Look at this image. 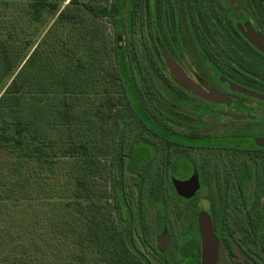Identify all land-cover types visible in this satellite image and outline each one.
Here are the masks:
<instances>
[{"label": "trees", "instance_id": "obj_1", "mask_svg": "<svg viewBox=\"0 0 264 264\" xmlns=\"http://www.w3.org/2000/svg\"><path fill=\"white\" fill-rule=\"evenodd\" d=\"M240 1L69 0L64 7L62 0H0V191L4 190L0 215L5 213L6 224L15 221L18 229L16 238L0 234V264H152L131 250L135 223L136 230L150 223L149 229L142 228L145 237L156 234L149 201H166L168 214V207L173 214L177 206L169 203L174 194L165 183L161 187L155 183L143 196V183L137 178L140 188L135 210L131 208L123 185L124 122L116 146L113 140L118 120L129 116L117 108L129 109L144 133L155 136L145 121L150 120L145 105L154 106L151 112L156 119L162 117L157 104L161 101L160 47L174 50L173 43L186 40L180 28L184 20L197 50L219 53L225 45L222 40L239 38ZM142 15L148 18L155 48L143 63L130 58L124 45L126 33L131 39L143 24ZM246 15L250 18V11ZM86 16L114 21V59L101 43V30ZM120 60L131 74L136 101L130 97ZM7 80L11 81L6 86ZM117 88L123 92L120 98L115 96ZM137 144L138 138L128 156H144ZM115 147L120 169L116 205L106 200L107 186L102 192L95 184V177L107 170L101 168L99 158L111 155ZM228 149L260 152L241 165L246 170L238 172L232 183L242 184L240 190H251L254 196L252 205L244 209L258 216L259 247L264 250V148L253 142L248 148L236 143ZM64 159L73 162L74 199L57 207L47 225L44 208L36 207L34 212L20 208L29 199L30 182L46 179L45 174L54 177L58 169L63 170ZM218 209L229 212L230 208ZM116 212L124 224L120 229ZM197 238L199 250L198 224Z\"/></svg>", "mask_w": 264, "mask_h": 264}, {"label": "flooded vegetation", "instance_id": "obj_2", "mask_svg": "<svg viewBox=\"0 0 264 264\" xmlns=\"http://www.w3.org/2000/svg\"><path fill=\"white\" fill-rule=\"evenodd\" d=\"M239 13L236 25L239 38L222 40L225 45L217 50L219 53L197 50L193 40L186 42L183 38L178 44L172 42L174 50L164 46L196 90L178 82L161 51L158 75L161 101L157 104L162 117L154 121L150 118L155 136L140 137L153 148L141 172L147 177L150 163L158 162L152 189L155 183L158 187L165 183L163 173L169 167L177 180L188 181L196 176L200 189L195 197H180L174 185L173 192L181 203L198 206L199 194L206 191L203 202L209 207L219 241L218 264H264L258 216L244 209L252 205L254 196L240 190L244 188L242 184L232 183L237 180V173L245 169L241 165L250 163V156L260 152L228 149L235 148L236 143L248 148L264 138V0H241ZM221 207H229V212L218 209ZM171 232L169 226L165 232L156 233V242L159 239L165 244L164 249L158 245L157 250L168 253ZM143 243L146 250H153L145 236ZM131 250H136L135 245Z\"/></svg>", "mask_w": 264, "mask_h": 264}, {"label": "rangeland", "instance_id": "obj_3", "mask_svg": "<svg viewBox=\"0 0 264 264\" xmlns=\"http://www.w3.org/2000/svg\"><path fill=\"white\" fill-rule=\"evenodd\" d=\"M62 1L64 7L67 6L69 3V0H62ZM80 1L82 2L94 1L103 4H111L112 0H80ZM86 17L88 20H91L90 22H92L93 26L101 30L100 33L101 43L105 46V49L108 50V54L112 57V59H114V46H115V38H116V27L114 21L106 18L93 19L90 16H86ZM141 19L143 20V24H139V26L135 30L134 36L131 39L126 33L124 45L126 47L127 54L129 55L130 58L132 59L138 58V60L143 63L145 58L148 59L150 58V56L152 57V53L155 51L154 50L155 48H154V42L151 40V27L149 26L148 18L142 15ZM180 28L187 42V39L189 38H188V33L186 31V24L184 20H181ZM42 29L43 28H40L39 30L42 31ZM120 65L123 71L124 80L126 81V85L129 89L130 97L132 100L136 101L137 100L136 95L134 91L131 90L130 88L131 74L129 71L127 72L126 66L122 60H120ZM133 73L135 74V72ZM10 81L11 80L9 81L7 80L5 85L7 86L10 83ZM117 91L118 94H116L115 96L116 98H120L123 92L120 91L119 89ZM165 102L169 103L168 100H166ZM147 105L148 104L145 105L147 110L146 111L147 116L150 117L152 121L156 120L155 116L151 112V107L154 106L152 105L147 106ZM135 106L138 107L136 104ZM163 107H167V106L164 105ZM117 110H122L126 112L125 114L126 116L127 115L129 116V118L121 117L118 120V124L113 130V137H114L113 140L116 146L124 122L127 128L123 137L125 144L123 185L125 187L126 198L128 199L127 201L130 203L131 208L135 210L137 191L139 188V182L137 178L143 181L144 187L142 186L141 188L142 189L141 194L144 196L145 192H147L146 195L148 196V192L152 190L151 180L153 177H155V175H157L156 171L154 170L157 167L156 165L158 162L150 163V165L148 166L150 171L148 172L147 177L142 175L143 174L141 172L143 171L141 169L142 165L148 163V158H149L148 153L152 152L153 148L147 142L140 140L141 139L140 137L146 134L144 133L145 128L143 130V126L142 128H140V126L136 122L137 121L136 116L132 115L129 109L125 111L124 106L117 108ZM145 121L148 127L151 130H153V124L151 123V121L148 118H145ZM137 138L139 140V144L136 145V148H139L141 152H145L146 154L144 156H141L138 153H136V155L128 156L130 148L132 147L131 144ZM251 147L254 148V146ZM217 149L219 150V148ZM114 150L115 151L108 157L99 158L100 160L99 164L101 168L105 167V169L107 170L106 173L101 172V174L95 177V184H97L96 187L97 189L102 188L101 189L102 192L104 190V187L107 186L108 197L106 198V200H108L111 204L116 205L118 203V198L116 194V184L118 182L120 169L118 162L119 155L116 152V147L114 148ZM72 164H73L72 160L64 159L61 161L63 170L58 169L57 174L54 175V177L45 174L44 176H47L46 179H43L42 181H39L37 183L36 182L33 183L31 181L30 189L28 190L30 195L29 196L26 195V198L29 199L28 201L24 202L23 206L20 209L28 210V212H34V209L36 207L44 208L45 209L44 212L47 211L46 213L47 215H45L43 220L46 221L45 224L50 225L52 221V219L50 218V214L56 212L57 207H64L66 204L68 203L72 204L73 202L74 198L71 196V193L75 188L73 186L75 185L74 181L76 178L72 179L73 175H72V171L70 170ZM171 170H172L171 167L166 169L163 173V177L164 179L167 178L165 181V185L173 192L174 190L172 185H174L173 183L177 179L174 178V173H172ZM3 191L4 190L0 192ZM173 194L174 197L172 201H169V203H171L172 205L177 206L173 214L171 213L170 207H168V210H170V213L168 214L166 201L165 203L162 201L154 203L152 200H150L148 203L152 217V224L153 226H156L154 227L156 233L160 234L162 232H165L167 228L170 226L172 232L170 235L169 247L167 250L168 253H166V250H157L159 239L156 242V234H152L151 235L152 237L151 236L145 237L149 246L151 247V249H153V250H146L145 244L143 243L145 234L142 228H138V230H136L137 223H135V233H134L135 248L141 255H143L146 259H148L152 264H166V263L167 264H202L201 244L199 250L196 244L198 243L197 224L199 225L200 213L205 212L208 214L209 212V207L203 202V199L206 196V191L202 190L201 193L199 194V197L201 198V202L200 205L196 206L197 208H195V206L181 203L182 200L180 201L177 199L175 192H173ZM106 200L104 199V201ZM165 212L166 215H164ZM114 216L117 221V227L119 229L124 227V224L120 220L119 214L116 212ZM3 217H7L5 213H3L2 216L0 215V220H2L0 221V226L3 227V230L0 232V234L4 233L5 234L3 235L4 238H7L9 234H12L13 237L15 236V238L18 237V229L15 224V221L12 224L10 223L6 224V220ZM145 218L149 219L148 217ZM146 222H148V220ZM11 225H13V227H10ZM149 228H150V223H146L145 229H149ZM66 248H67L66 250H68V247Z\"/></svg>", "mask_w": 264, "mask_h": 264}, {"label": "water", "instance_id": "obj_4", "mask_svg": "<svg viewBox=\"0 0 264 264\" xmlns=\"http://www.w3.org/2000/svg\"><path fill=\"white\" fill-rule=\"evenodd\" d=\"M247 38L252 40V36L248 35ZM164 59L178 82L185 88L196 90L195 84L185 75V73L176 65V63L171 59L169 54L165 51L164 47H161ZM245 93L243 89H238ZM247 95H253L256 97H261L259 95H254L253 93L246 92ZM256 144L264 148V138L256 140ZM174 188L177 194L184 199H191L195 197L200 189V182L196 176H193L188 181H174ZM199 235L201 244V263L202 264H218L219 260V241L216 237L212 220L210 216L202 212L199 215ZM159 248L164 249L165 245L159 242Z\"/></svg>", "mask_w": 264, "mask_h": 264}]
</instances>
